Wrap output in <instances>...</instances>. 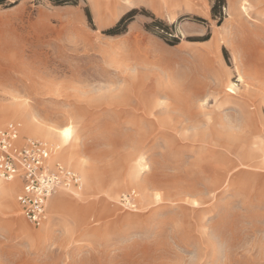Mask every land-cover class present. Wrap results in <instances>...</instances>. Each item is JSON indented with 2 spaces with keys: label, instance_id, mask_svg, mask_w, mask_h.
<instances>
[{
  "label": "rangeland",
  "instance_id": "obj_1",
  "mask_svg": "<svg viewBox=\"0 0 264 264\" xmlns=\"http://www.w3.org/2000/svg\"><path fill=\"white\" fill-rule=\"evenodd\" d=\"M10 122L83 186L35 226L16 177L0 264H264V0H0Z\"/></svg>",
  "mask_w": 264,
  "mask_h": 264
},
{
  "label": "built area",
  "instance_id": "obj_2",
  "mask_svg": "<svg viewBox=\"0 0 264 264\" xmlns=\"http://www.w3.org/2000/svg\"><path fill=\"white\" fill-rule=\"evenodd\" d=\"M51 152V147L39 139L26 138L20 142L16 122L0 128V177L20 179L22 187L17 202L23 216L35 226L47 220L53 195L61 190H80L83 186L80 173L60 162L50 164Z\"/></svg>",
  "mask_w": 264,
  "mask_h": 264
},
{
  "label": "bare ground",
  "instance_id": "obj_3",
  "mask_svg": "<svg viewBox=\"0 0 264 264\" xmlns=\"http://www.w3.org/2000/svg\"><path fill=\"white\" fill-rule=\"evenodd\" d=\"M231 86L232 85H229V87H231ZM22 115H24V114H22ZM12 116L20 117L19 114H17V113H14ZM22 120H23V129H25L26 126H29V123L27 121H25L24 119H22ZM36 128H37V130H36L37 136H39L45 140L53 142L52 148H51L54 151V155H53V157H51V162L53 164L56 163V162H53V160L57 161V162L63 161L66 164H70L71 166L79 168L80 170H81V168H83L81 165L82 163H79L80 161L78 162L76 160L77 156L75 154H73V151L68 149L70 147V145H68V144H70L69 141H70V138L72 137V132H73L72 127L67 126V127L63 128L60 132L55 133V134H53L51 132H47L45 128H42L38 125L36 126ZM66 130H68L67 136L65 135ZM55 143H56V146L54 145ZM83 174L85 176L86 173L84 172ZM85 177H86L87 184H88L87 174ZM4 180H6V179L0 177V198L1 199L5 198L7 196L9 197L10 195H12L18 189V187L20 185L18 183L16 177H14L11 180H7V181H4ZM2 182H8V183H2ZM71 190L74 191L75 189H71ZM56 194L53 195V197L49 201V204H48V211L49 212L51 211V209H52V211H53V209L55 211H57V210H60V208L67 206V200L65 198L61 199L60 201H58V200L52 201V199L55 196H57ZM51 201H52V203H51ZM48 218H49V214H48ZM48 218H47V220H48ZM46 221L43 224H46L47 223ZM43 230L46 231L45 229H43Z\"/></svg>",
  "mask_w": 264,
  "mask_h": 264
},
{
  "label": "trees",
  "instance_id": "obj_4",
  "mask_svg": "<svg viewBox=\"0 0 264 264\" xmlns=\"http://www.w3.org/2000/svg\"><path fill=\"white\" fill-rule=\"evenodd\" d=\"M128 21H129V20H128V14H125V15L119 20V22L117 23V25H116L113 29H111V32H113V33H118V32H120V31H121L120 27H121L123 24L127 25Z\"/></svg>",
  "mask_w": 264,
  "mask_h": 264
},
{
  "label": "snow or ice",
  "instance_id": "obj_5",
  "mask_svg": "<svg viewBox=\"0 0 264 264\" xmlns=\"http://www.w3.org/2000/svg\"><path fill=\"white\" fill-rule=\"evenodd\" d=\"M228 90H229L230 92L232 91L231 88H229ZM65 135H66V136L68 135V130H66Z\"/></svg>",
  "mask_w": 264,
  "mask_h": 264
},
{
  "label": "crops",
  "instance_id": "obj_6",
  "mask_svg": "<svg viewBox=\"0 0 264 264\" xmlns=\"http://www.w3.org/2000/svg\"><path fill=\"white\" fill-rule=\"evenodd\" d=\"M51 153H52V152H51ZM57 196H58V195H57ZM57 196H55L54 198H57ZM54 198H53V199H54Z\"/></svg>",
  "mask_w": 264,
  "mask_h": 264
}]
</instances>
